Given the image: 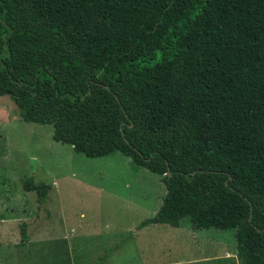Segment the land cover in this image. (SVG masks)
Masks as SVG:
<instances>
[{
  "label": "trees",
  "instance_id": "obj_1",
  "mask_svg": "<svg viewBox=\"0 0 264 264\" xmlns=\"http://www.w3.org/2000/svg\"><path fill=\"white\" fill-rule=\"evenodd\" d=\"M0 95L75 151L160 175L137 229H235L239 264H264V0H0ZM23 188L50 217L52 183Z\"/></svg>",
  "mask_w": 264,
  "mask_h": 264
},
{
  "label": "rangeland",
  "instance_id": "obj_2",
  "mask_svg": "<svg viewBox=\"0 0 264 264\" xmlns=\"http://www.w3.org/2000/svg\"><path fill=\"white\" fill-rule=\"evenodd\" d=\"M52 134V125L25 121L14 100L0 95V236H16L1 264H239L235 229L196 228L178 214L170 217L195 228L189 233L195 231L204 245L195 254L166 224L150 225L149 236L135 241L137 225L162 204V177L121 152L90 157ZM30 176L53 184L50 217L39 210L36 193L23 188ZM23 222L30 234L26 246L20 245ZM64 226L71 227L66 239ZM42 227L44 237L34 240ZM213 257L219 259L208 260Z\"/></svg>",
  "mask_w": 264,
  "mask_h": 264
},
{
  "label": "crops",
  "instance_id": "obj_3",
  "mask_svg": "<svg viewBox=\"0 0 264 264\" xmlns=\"http://www.w3.org/2000/svg\"><path fill=\"white\" fill-rule=\"evenodd\" d=\"M132 161V160H131ZM53 185V184H52ZM53 189V188H52ZM52 191V190H51ZM133 193V192H132ZM133 195H135V193H133ZM145 196L147 197V195L145 194ZM164 196V195H163ZM143 198H144V195H143ZM163 200V199H162ZM50 212H52L50 210ZM63 215L66 216V212L65 210H63ZM83 215V214H82ZM63 216V217H64ZM173 218L170 217V215H168L167 217L161 219L160 222L158 223H153V224H148L140 229H136V231L134 232V239L135 241L138 239L141 241L145 240L148 236H149V231L147 229H149V226L150 225H155V224H158V225H169V227H173L174 229H176V231L178 233H182V243L183 245H186V246H189L190 250L195 254L194 251L196 250H199L200 247L204 246L203 243L200 241V237L197 235V233L194 231V232H190V230H194L195 228H186V226H183L179 223V221H175V220H172ZM49 220V219H48ZM50 220H52L50 218ZM82 223V221H80ZM71 227L70 226H64V231H65V239L66 237L69 235V231H70ZM189 229V230H188ZM43 231H44V228L42 227L38 233V235H35V237L33 238L34 240L39 238V239H42L44 236H43ZM191 234V235H190ZM30 235V234H29ZM11 237H14L16 239V236H12L11 234H6V233H3L2 234V237L0 236V239H2L3 241L0 242V264L3 262V257L5 256L6 254V251L4 250L8 245H10V243H12L11 241ZM5 240H8L7 242H4ZM30 241V239H29ZM193 243H192V242ZM15 242V240H14ZM21 242V241H20ZM167 246L165 247H162L161 249H163L164 251L166 250ZM194 250V251H193ZM226 251V250H225ZM4 256H3V254ZM2 254V255H1ZM1 256H2V259H1ZM196 257V256H195ZM215 260V259H219V258H210L208 260ZM5 260V258H4ZM207 260V259H206ZM202 260L199 259H189V260H180V261H177V262H174V263H177V264H198L199 262H201ZM140 264H149V262L147 263L146 261L145 262H142Z\"/></svg>",
  "mask_w": 264,
  "mask_h": 264
},
{
  "label": "water",
  "instance_id": "obj_4",
  "mask_svg": "<svg viewBox=\"0 0 264 264\" xmlns=\"http://www.w3.org/2000/svg\"><path fill=\"white\" fill-rule=\"evenodd\" d=\"M168 174L171 175V171H169Z\"/></svg>",
  "mask_w": 264,
  "mask_h": 264
}]
</instances>
